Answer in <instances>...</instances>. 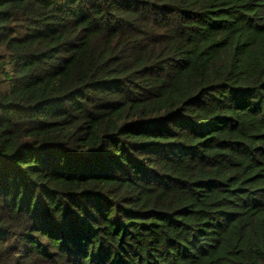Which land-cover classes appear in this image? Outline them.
Wrapping results in <instances>:
<instances>
[{"label":"trees","instance_id":"1","mask_svg":"<svg viewBox=\"0 0 264 264\" xmlns=\"http://www.w3.org/2000/svg\"><path fill=\"white\" fill-rule=\"evenodd\" d=\"M0 264H264V0H0Z\"/></svg>","mask_w":264,"mask_h":264}]
</instances>
